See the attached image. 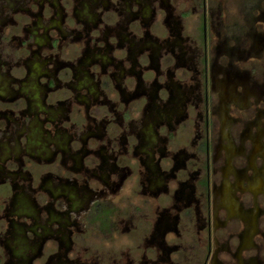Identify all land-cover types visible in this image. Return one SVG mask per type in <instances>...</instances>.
I'll use <instances>...</instances> for the list:
<instances>
[{
    "label": "flooded vegetation",
    "instance_id": "flooded-vegetation-1",
    "mask_svg": "<svg viewBox=\"0 0 264 264\" xmlns=\"http://www.w3.org/2000/svg\"><path fill=\"white\" fill-rule=\"evenodd\" d=\"M3 2L0 30L21 37L0 50V262L96 264L80 253L116 233L140 256L123 264L205 258L232 206L209 188L205 0ZM257 214L236 215L240 242Z\"/></svg>",
    "mask_w": 264,
    "mask_h": 264
},
{
    "label": "rangeland",
    "instance_id": "rangeland-1",
    "mask_svg": "<svg viewBox=\"0 0 264 264\" xmlns=\"http://www.w3.org/2000/svg\"><path fill=\"white\" fill-rule=\"evenodd\" d=\"M3 1L0 0V3L4 5L2 11L5 14L7 7ZM205 7L211 13L212 23L206 29L204 65L206 93L210 95L207 117L212 123L207 153L209 188L213 192L211 198L214 204L227 197L232 206L230 210L218 211L215 224H221V227L216 231L215 238H211L210 243L208 241L206 257H200L195 262L200 264L203 258L204 264H264V0H205ZM15 17L19 23L22 15L16 12ZM7 30H0V50L5 55L8 44H18L21 37L17 26L12 29L14 37L11 39L6 35ZM191 35L196 37L195 33L191 32ZM201 65L197 62L194 65L198 76ZM225 73L229 76L225 77ZM222 86L227 89V99L218 101L215 92H221ZM200 103L197 105L202 109ZM0 143L7 148L8 143ZM1 148L0 160L9 150V147L6 150L3 147L4 152H1ZM49 151L46 148L43 153ZM247 153L253 155L250 161L246 160ZM3 164L0 162L1 167ZM222 186L225 188L223 192ZM248 188L253 195L240 191ZM4 191H0V196L5 195ZM128 194L133 200L132 193ZM256 211L258 214L251 228L253 232H249L248 241L242 238L245 241L242 243L238 232L245 224L236 215L247 213L245 220L251 224L253 216L250 214H256ZM226 217L229 218L226 220ZM228 230L231 233L226 237ZM119 241L117 233L109 240L91 239L88 248L92 251L79 252L81 260H95L96 264H109L111 261L123 264L130 257L134 261L140 259L132 251L133 240L127 238L125 245ZM204 241L200 239L199 248ZM112 242L115 247H111ZM109 248L113 252L118 248L132 249V252L129 256L119 257L110 254L112 251H108ZM188 249L176 253L180 255L175 257L178 260L176 264H192L197 259L196 251L191 253ZM183 254L186 256L183 257Z\"/></svg>",
    "mask_w": 264,
    "mask_h": 264
},
{
    "label": "crops",
    "instance_id": "crops-1",
    "mask_svg": "<svg viewBox=\"0 0 264 264\" xmlns=\"http://www.w3.org/2000/svg\"><path fill=\"white\" fill-rule=\"evenodd\" d=\"M6 156V155H5ZM0 264H4L3 262H0Z\"/></svg>",
    "mask_w": 264,
    "mask_h": 264
}]
</instances>
